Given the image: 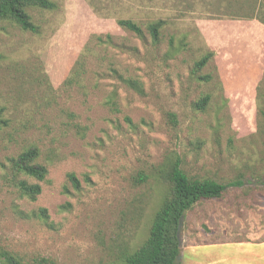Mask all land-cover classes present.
I'll use <instances>...</instances> for the list:
<instances>
[{
    "label": "rangeland",
    "instance_id": "1",
    "mask_svg": "<svg viewBox=\"0 0 264 264\" xmlns=\"http://www.w3.org/2000/svg\"><path fill=\"white\" fill-rule=\"evenodd\" d=\"M54 1L30 9L38 33L0 27V105L11 119L0 129V252L29 264H106L135 250L169 187L134 178L174 153L189 174L228 185L186 211V246L264 237V0ZM155 20L164 21L158 41L147 29ZM32 144L48 167L36 200L8 162ZM69 171L82 188L69 183L67 193ZM189 252L204 264L203 251Z\"/></svg>",
    "mask_w": 264,
    "mask_h": 264
},
{
    "label": "trees",
    "instance_id": "2",
    "mask_svg": "<svg viewBox=\"0 0 264 264\" xmlns=\"http://www.w3.org/2000/svg\"><path fill=\"white\" fill-rule=\"evenodd\" d=\"M55 7L56 2L54 0H0V27L8 22L22 30L38 33L40 26L34 20L30 9L52 10ZM118 23L138 35L144 34L141 25L133 19H120ZM163 27V20H155L148 24L147 29L152 38L158 41ZM171 44L174 45L173 40ZM2 57L0 54V61ZM209 57V53L203 55L196 62V67L198 69L204 67ZM198 77L207 79L205 75ZM122 79L139 93L144 92L143 84L139 79L130 77H122ZM114 99L115 95H112L109 102L114 103ZM210 99V94H204L195 102V106L204 110L207 108ZM126 120L132 123L130 117L127 116ZM10 122L11 119L8 116L6 106L0 105V129L8 127ZM40 156V148L32 144L16 156L8 158L12 172L20 177L17 184L21 194L32 200H36L42 192L41 182L46 179L48 174V167L40 161ZM182 163V157L174 153L153 168L151 172L140 171L135 176V182L142 184L148 181L150 175H153L166 182L169 189L162 199V203L153 218L148 236L143 243L135 250L125 251L117 259L106 264H183L185 244L181 235L182 218L194 203L222 198L228 185L211 177L191 175L183 168ZM29 178L36 181L30 182ZM66 178L67 183L64 188L67 193H69V183L76 190L82 188V180L75 171H69ZM85 179L87 182H91L89 175ZM40 213L41 216L48 219L47 208H41ZM0 264L29 263L14 252L4 250L0 252Z\"/></svg>",
    "mask_w": 264,
    "mask_h": 264
},
{
    "label": "crops",
    "instance_id": "3",
    "mask_svg": "<svg viewBox=\"0 0 264 264\" xmlns=\"http://www.w3.org/2000/svg\"><path fill=\"white\" fill-rule=\"evenodd\" d=\"M188 247L204 252V264H264V237L225 239L185 245L183 264H202L196 253L189 252L188 258H185V250Z\"/></svg>",
    "mask_w": 264,
    "mask_h": 264
}]
</instances>
